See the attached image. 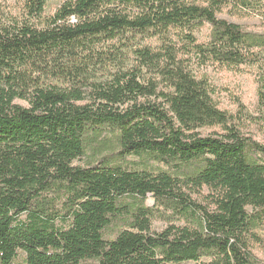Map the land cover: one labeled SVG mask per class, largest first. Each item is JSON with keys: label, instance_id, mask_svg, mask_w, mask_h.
<instances>
[{"label": "trees", "instance_id": "obj_1", "mask_svg": "<svg viewBox=\"0 0 264 264\" xmlns=\"http://www.w3.org/2000/svg\"><path fill=\"white\" fill-rule=\"evenodd\" d=\"M262 2L0 3V264H264V144L206 72L264 103V33L220 16Z\"/></svg>", "mask_w": 264, "mask_h": 264}, {"label": "rangeland", "instance_id": "obj_2", "mask_svg": "<svg viewBox=\"0 0 264 264\" xmlns=\"http://www.w3.org/2000/svg\"><path fill=\"white\" fill-rule=\"evenodd\" d=\"M62 1L46 0L45 14H52ZM0 3L12 11L16 10L15 0H0ZM262 3L264 4V2ZM220 16L241 25L248 31L264 33V6H256V8L236 15L224 11ZM208 33L209 26L206 25L196 33V37L199 41H204L207 39ZM206 72L212 86L216 89L214 99L218 107L235 116V120L239 121L244 135L251 136L253 139L264 144V103L259 100L257 94L258 83L254 70L248 66L236 70L207 67ZM18 103L24 104L23 102ZM216 131H218L217 128H209L202 129L201 133L207 135ZM84 162L83 158L77 160L75 164L83 165ZM147 202L152 204V198L149 197ZM163 227L164 223L160 221L156 220L152 223V228L155 231H160ZM252 252L264 263L263 249L254 245Z\"/></svg>", "mask_w": 264, "mask_h": 264}]
</instances>
